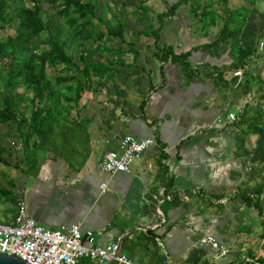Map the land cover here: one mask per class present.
I'll return each mask as SVG.
<instances>
[{"label":"crops","instance_id":"obj_1","mask_svg":"<svg viewBox=\"0 0 264 264\" xmlns=\"http://www.w3.org/2000/svg\"><path fill=\"white\" fill-rule=\"evenodd\" d=\"M186 23L182 16L172 20L159 43L177 52L199 44ZM209 53H191V67L231 61L228 50L220 64ZM153 61L157 64L141 67L150 74L147 81L123 79L112 85V95H92L82 103L89 151L78 170L40 152L38 165L28 172L21 167L20 174L11 175L0 169V222H10L23 203L38 225L61 230L78 224L81 232L93 234L94 246L119 242L121 252L141 264H232L245 257L264 263V204L259 213L234 197L248 161L241 156L245 142L239 147L229 128L227 115L233 112L218 95L224 84L191 80L177 64L165 63L160 70ZM218 121V130L204 128ZM125 135L154 144L130 173H102L97 169L102 155L119 151ZM172 194L178 196L175 202ZM205 235L228 250L220 261L210 248L199 247ZM78 264L108 263L80 259Z\"/></svg>","mask_w":264,"mask_h":264},{"label":"trees","instance_id":"obj_2","mask_svg":"<svg viewBox=\"0 0 264 264\" xmlns=\"http://www.w3.org/2000/svg\"><path fill=\"white\" fill-rule=\"evenodd\" d=\"M26 1L0 0V34L6 28L14 31L13 35H0V133L21 145L17 150L1 144L0 158L3 154L20 155L19 163L28 172L37 165L40 152L78 170L89 151L85 148L89 120L81 116L85 108L81 103L83 94L112 95V85L123 83L121 71L132 69L134 73L139 67L135 64L139 53L133 41H126L124 36L128 28L127 9L104 0H28L31 7L26 6ZM149 1L140 0L130 15L135 22H147L137 35L152 39L153 58L160 63V70L165 63L177 64L191 80L211 79L219 84L234 82L236 76L228 82L224 77L240 70L248 92L260 86L254 91L256 100L246 101L229 125L239 147L248 136L261 141V148L256 150L260 157L247 162L245 180L234 196L245 207L253 206L260 213L264 198V28L259 34L248 36V42L243 41L240 35L249 11L231 9L228 3L236 0H156L157 9L148 5ZM238 1L264 4V0ZM52 11L68 28L63 39L61 28L48 25ZM179 16L187 21L191 35L209 40L180 52L172 45L160 44L164 27ZM93 20L96 24L92 25ZM45 33L49 35L37 42ZM121 43H126V50ZM223 46L228 48L229 64L219 67L203 63L201 68L191 67V53H208ZM128 55L131 61H127ZM59 67L65 75L49 78L47 71ZM141 71L150 76L143 68ZM81 155L80 163L75 165ZM176 196L172 194L171 201L175 202ZM245 264L264 263L247 257Z\"/></svg>","mask_w":264,"mask_h":264},{"label":"built area","instance_id":"obj_3","mask_svg":"<svg viewBox=\"0 0 264 264\" xmlns=\"http://www.w3.org/2000/svg\"><path fill=\"white\" fill-rule=\"evenodd\" d=\"M240 74L238 70L234 76ZM234 119L235 114L228 113L227 121L231 123ZM204 128L208 131L218 130L220 121L205 125ZM153 144L154 140L150 138L139 140L132 135H125L119 140V151H106L97 169L110 175L130 173L133 163ZM16 148H21V145H16ZM199 247L210 248L215 253V261H220L228 254L227 249L208 235L200 239ZM0 253L27 264H78L80 259L108 264H141L123 254L119 242L105 247L94 246L93 234L81 232L78 224L61 230H50L38 225L28 215L23 203L17 204V212L10 222H0ZM245 260L242 258L232 264H245Z\"/></svg>","mask_w":264,"mask_h":264},{"label":"rangeland","instance_id":"obj_4","mask_svg":"<svg viewBox=\"0 0 264 264\" xmlns=\"http://www.w3.org/2000/svg\"><path fill=\"white\" fill-rule=\"evenodd\" d=\"M106 2H113L114 4H118V5H122L127 9V13H128V28L125 31V40L126 41H133V46L135 47V49H139V57L137 58V61L135 62V64L139 67H137V69L134 70V73L132 69H126L121 71L122 77L123 79L126 80H130L132 79L134 82H136L138 85L139 83L141 84L143 81H147L146 79V74L143 73L141 71V67L146 68L147 65L154 63L157 64L156 62H154L153 60V56L151 54V50H153L152 48V39L149 37H146L144 35H140L138 36L137 33L139 30H143L144 27L146 26L147 22H135L134 17H132L130 14L134 11V9L139 5L140 0H104ZM27 7H31V2H29L28 0L25 2ZM148 5H152L155 9L158 8V4L156 2V0H150L148 2ZM228 6L231 9H241V8H246L249 11L248 16L246 17V24H245V28L243 30V32L241 33L240 37L243 41L248 42L249 38L248 36L250 35H256L259 34L263 28H264V4L262 2H258L256 5H252L251 3L249 4H244L241 1H230L228 3ZM160 9V7H159ZM100 8L98 9V12H100ZM52 15L51 19L47 18V22L49 26H58L59 28L62 29V32H64V34H62V39L63 37H65V34H68V28L63 25V20H60L56 15H55V11H52L51 14ZM96 24V21L93 20L92 21V25ZM112 25L113 28H115V23L112 20ZM101 29H103V26L100 27ZM89 30V28L87 29ZM190 31L192 32V29L190 28ZM14 31L13 29L10 28H6L4 30L3 33H1L0 35L2 37L6 36V35H13ZM47 35H49V33H45L44 35L40 36L37 39V42H40L44 39V37H46ZM182 40V39H181ZM193 42L195 43H202V42H206V40L208 41L209 39H199V38H195L192 37L191 39ZM103 41H107L106 38H104ZM109 43V42H107ZM112 44V43H111ZM114 44V42H113ZM122 47L124 50L127 49L126 43H121ZM260 45V44H259ZM42 46L44 47V44H42ZM181 47H185L184 44H181ZM260 47V46H259ZM72 49H74V45L71 47ZM228 48L225 46L223 47H218V48H214L213 50L210 51L209 54L212 55V57H214V60H216L217 64H220V61H223V56L226 54ZM76 53V52H75ZM77 55V53L75 54ZM92 56H88V58H91ZM127 57V61H131V55L126 56ZM149 63V64H148ZM230 63V62H229ZM228 63V64H229ZM219 67L221 65H218ZM60 67L54 69H50L47 71L48 77L53 79L54 76L56 75H65V73H61L60 72ZM128 73H131V76H128ZM226 82H228V80H230L231 76H234L233 74L227 73L226 75ZM237 79L234 82H228V83H224V87H222L221 91L218 93L219 96L223 95L226 97V101L227 102V111L228 112H233L234 114L236 113V111H239L242 109L243 105L246 104V101H253L256 100L257 95H256V91L257 88H259L260 86H254L253 88H251V91L248 92L249 90H247L246 86L243 85V81L244 78L240 75L236 76ZM129 83V82H127ZM219 84V83H218ZM117 85V84H114ZM113 85V86H114ZM118 89L117 91L121 94L124 93V89L123 88H116ZM92 95L95 94H83V97L81 99V103H84L86 101V99H88V101L90 100V97H92ZM96 96V95H95ZM95 98V97H94ZM222 98V96H221ZM91 103L89 102V105ZM11 139L6 138V135H2V133H0V145H8L10 147H16V145L12 146L11 145ZM244 145H245V149L243 151V154L241 155L242 157H245L244 159L247 161H252L257 159L258 157H260V154L256 151L258 147L261 148V141L259 139V137L256 136H248L243 140ZM20 149V148H19ZM18 150V148H17ZM238 152V150H237ZM21 158L20 155H15L12 157H9L7 154H3L1 155L0 161H6L7 163L4 164L2 162H0V169H3L4 172H8L11 173V175H18V173L20 174V170L21 167H25L24 164L19 163V159ZM39 163V162H38ZM37 163V165H38ZM135 163V162H134ZM133 163V164H134ZM19 167H17V166ZM36 165V166H37ZM262 202L264 204V198L262 199Z\"/></svg>","mask_w":264,"mask_h":264},{"label":"water","instance_id":"obj_5","mask_svg":"<svg viewBox=\"0 0 264 264\" xmlns=\"http://www.w3.org/2000/svg\"><path fill=\"white\" fill-rule=\"evenodd\" d=\"M0 264H27L13 256H7L0 253Z\"/></svg>","mask_w":264,"mask_h":264}]
</instances>
